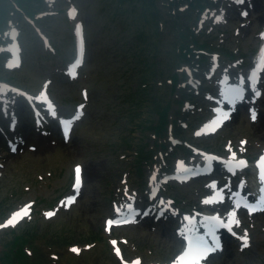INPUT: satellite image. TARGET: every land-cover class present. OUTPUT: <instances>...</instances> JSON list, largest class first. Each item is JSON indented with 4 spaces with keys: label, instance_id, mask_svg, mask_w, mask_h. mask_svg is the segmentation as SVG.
<instances>
[{
    "label": "rangeland",
    "instance_id": "obj_1",
    "mask_svg": "<svg viewBox=\"0 0 264 264\" xmlns=\"http://www.w3.org/2000/svg\"><path fill=\"white\" fill-rule=\"evenodd\" d=\"M215 1L218 7L196 23L192 16L189 26L235 59L215 55L214 67L204 70L196 61L174 65L172 71L189 75L181 85L184 95L178 90L173 98L185 106L178 110L174 103L179 118L169 126L168 149L156 157L164 170H152L135 154L152 149L156 140L142 127L156 118L151 100L171 96L169 78L159 80L156 71L173 62V28L165 23L156 30L141 0H43L47 13L39 24L51 48L38 23L32 27L15 17L17 40L2 47L0 83L24 90L35 109L0 86V225L25 207L29 215L0 229V250L5 239L25 232L36 234L34 248L47 257L45 264H176L185 249L184 216L206 233V216L227 220L235 212V236L222 232L221 248L201 264H264V211L236 205L237 197L257 202L253 182L264 157V0ZM230 83L242 84L239 102L223 95ZM223 115L227 119L212 131L211 122ZM65 121L72 123L67 133L61 129ZM180 146L192 153H177ZM208 155L216 156L212 175L177 181L181 162L193 171ZM233 157L248 166L229 175L225 164ZM165 173L172 176L164 179ZM220 194L222 203H204ZM129 215L134 223L109 228V220Z\"/></svg>",
    "mask_w": 264,
    "mask_h": 264
},
{
    "label": "trees",
    "instance_id": "obj_2",
    "mask_svg": "<svg viewBox=\"0 0 264 264\" xmlns=\"http://www.w3.org/2000/svg\"><path fill=\"white\" fill-rule=\"evenodd\" d=\"M159 1L163 2L164 9L162 10L158 7ZM42 2L43 0H0V53L3 46L12 42L9 32L12 28L11 22L16 16L27 17L30 20V22L27 21V24L32 27L44 20L47 12L42 7ZM141 2L143 7L147 9L148 18L153 20L156 30L168 23L173 28L175 35V44L171 56L173 62L170 67L168 63L165 67L160 65L156 71L159 80L166 76L169 78L171 96L164 99L156 95L151 100V109L156 118L148 121L147 124L144 123L142 127L153 132L156 140L152 149L146 152L138 150L135 154L137 160L146 161L152 170L157 166L164 170L156 157L159 152L168 149L166 138L170 135L169 126L174 127L179 118V116H175L178 113L175 110V105L178 106V110H182L185 106L182 98L181 100H174L173 98L178 90L183 94L184 88L181 85L186 80L187 75L184 73L181 76L179 72L172 71L174 65L180 69L183 63L193 64L196 61L200 65L198 69L204 70V68L211 69L215 55L222 61L229 56L230 59L235 58L233 54H228L223 48L211 45L207 40L197 35V29L189 26L193 19L192 16L195 17L196 23L201 20L202 15L208 9L218 7L215 0H141ZM185 6H187V9L185 8L183 11L182 7ZM182 15L184 16L182 17ZM40 27L39 24L38 28ZM178 151L183 153L185 157L192 153L190 149L184 146H180L177 153H179ZM36 242V234L34 236V234L25 232L24 234L15 233L10 240L5 239L0 250V264H45L43 260L47 257L37 253L36 248H34L38 244ZM71 255L74 259H78L77 255ZM46 264L55 263L46 261Z\"/></svg>",
    "mask_w": 264,
    "mask_h": 264
},
{
    "label": "snow or ice",
    "instance_id": "obj_3",
    "mask_svg": "<svg viewBox=\"0 0 264 264\" xmlns=\"http://www.w3.org/2000/svg\"><path fill=\"white\" fill-rule=\"evenodd\" d=\"M261 62L264 63V54H262V61ZM72 75H73V78H75V73H73ZM230 92L236 94L237 98H240L238 90L234 89V88L226 90L223 93V95L227 98ZM43 103L48 105L49 112L53 116H55L56 113L54 110V106L51 105V103L48 100L43 101ZM78 118L79 117H77V119ZM226 119H227V115H223L221 118H219L217 120H213L211 122V124L209 125V127L211 128L212 131H215L216 128L222 123V121L226 120ZM253 119H255V114H253ZM64 123L66 125H68L71 123V121H65ZM204 134H207V133H204ZM197 135H201V133L198 132ZM233 159H235V157H233ZM239 166H246V163L244 161H240ZM258 167L260 168V177H259L260 182H261V184H264V157H261L260 162L258 164ZM180 168L184 173H188L191 171V169H189L183 165V162H181ZM230 170H232L231 167H230ZM80 174H81V169L78 167L76 169V186H77V189H79V186L81 184ZM211 187L215 188V185L213 184V185H211ZM261 192L264 193V188H261ZM220 196H221V199H208V200H205L204 203L205 204L222 203L223 202L222 194H220ZM243 206L247 207L250 213L255 212L257 210L264 211V195H262L260 197L258 204H248L247 202H245V204ZM117 211L119 212V209H117ZM132 211H133V209L131 208V206H129V212H132ZM27 215H29V211H28V207H25V209H23L20 213H16L7 222V226H15V223L18 222V218L23 219V217L27 216ZM46 215L49 218H51L54 215V213L49 212ZM184 219L188 223L189 229L182 231L180 233V235L187 242V247H186L183 255L178 258L176 264H201V261L206 259L209 254H211V253H213V252H215L221 248L220 241L218 240V238L215 235L217 228L218 227H226L229 231H231L233 224H235V225L239 224V221L235 217V212H231L228 215L227 220L225 218L221 217L219 214H216L213 216H206L204 218V226L207 229L208 236L211 237V242H209L208 239L199 235L195 231V229L192 228V225L195 223L194 218L186 216ZM124 222L127 223L128 221L125 220ZM107 223H108L109 228H111L113 223H119V221L109 220ZM248 244H249V241L247 238V234H245V236L243 237V246L247 247ZM72 251L79 253V249L74 248V249H72ZM117 254L119 255L118 249H117Z\"/></svg>",
    "mask_w": 264,
    "mask_h": 264
},
{
    "label": "bare ground",
    "instance_id": "obj_4",
    "mask_svg": "<svg viewBox=\"0 0 264 264\" xmlns=\"http://www.w3.org/2000/svg\"><path fill=\"white\" fill-rule=\"evenodd\" d=\"M253 4H254V3H253ZM253 4H252L251 6H254ZM251 6H250V7H251ZM259 59H260V58H259ZM259 59H256V60H255L254 66H253V68H252V69H253L252 72H254V71H255L254 68H256V67L258 66V64H259ZM230 84H231V85H230L231 89H233V88H234V89H235V88L238 89V88L240 87V85H242L241 83H239L238 85H235V84H232V83H230ZM230 93H231V92H230ZM229 97L233 99L235 96H229ZM217 111H222V109H221V108H218ZM217 113H218V112H217ZM217 113H214L215 116H217ZM217 119H218V118H217ZM217 119H216V120H217ZM253 183H254L253 185H254V187L256 188V190L258 189L259 192H260V189H259V188H260L261 185H262L261 182H260V179H258V177H257V178L254 180ZM262 188H264V185L262 186ZM262 195H264V193H262ZM262 195H261V196H262ZM241 201H242V202H243V201H244V202H247V200H245V199H242ZM192 228H194L195 231H196L199 235H201V236H203V237H205L206 239L209 240V236H206V235L203 234V233H199V231L196 230V227H192Z\"/></svg>",
    "mask_w": 264,
    "mask_h": 264
}]
</instances>
